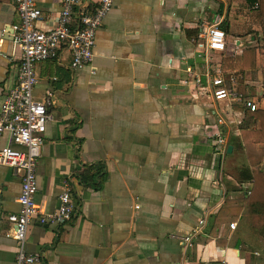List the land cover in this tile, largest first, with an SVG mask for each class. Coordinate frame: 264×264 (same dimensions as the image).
I'll return each instance as SVG.
<instances>
[{
	"label": "crops",
	"instance_id": "1",
	"mask_svg": "<svg viewBox=\"0 0 264 264\" xmlns=\"http://www.w3.org/2000/svg\"><path fill=\"white\" fill-rule=\"evenodd\" d=\"M34 1L40 25L50 26L62 0ZM216 14L227 49L211 52L214 61L255 47L256 68L225 72L264 109V14L247 0H114L96 32L90 66L71 70L66 50L36 64L34 96L55 95L36 170L39 214L25 244L28 253L40 254L39 264H264L259 250L241 255L242 246L228 244L236 225L208 234L224 201L245 197L252 186L240 133L249 109L214 101L206 79L197 88L188 73L202 72L200 43L191 40ZM17 20L14 0H0V101L17 80L21 51L11 29ZM187 30L197 34L188 37ZM218 130L226 138L224 154L211 139ZM94 164L105 169L97 188L78 176ZM64 182L76 214L64 224L41 223V213L57 208ZM20 188V177L0 164V264H16L7 216L19 210ZM200 219L205 223L186 250L179 237Z\"/></svg>",
	"mask_w": 264,
	"mask_h": 264
},
{
	"label": "built area",
	"instance_id": "2",
	"mask_svg": "<svg viewBox=\"0 0 264 264\" xmlns=\"http://www.w3.org/2000/svg\"><path fill=\"white\" fill-rule=\"evenodd\" d=\"M17 22L11 25L12 38L20 48L21 57L16 83L10 87L0 101V164L9 166L12 172L21 179L20 193L17 197L19 210L7 216L11 224V237L15 240L16 264H39L38 253H28L25 248L27 231L34 218L39 214L35 202L37 192L36 170L43 143L46 125L53 119L48 111L55 103V95L48 91L45 96L36 98L33 89L39 82L36 64L47 60H56L63 50L70 55L69 67L78 70L90 66L98 28L114 5V0H62V5L50 26H42L41 9L34 0H14ZM253 7L258 8L255 2ZM223 20L216 14L210 24L202 26L198 41L202 51L198 52L203 60L202 72H192V79L197 88L202 87V77L207 81V90L214 101L231 100L250 111L259 109L253 100L245 98L237 90L231 78L215 62L211 52H225L227 49L226 34L220 27ZM235 45L232 49L235 53ZM218 124H223L221 117ZM7 136V139L5 138ZM215 142V150L224 154L226 138L222 130L211 135ZM71 187L64 182L62 192L58 196V206L50 213H41V223L64 224L71 220L78 210V204L71 193ZM251 189L244 191L247 197ZM138 208V206H135ZM205 223L200 219L198 227L192 232L180 236L186 250L193 246V239ZM235 222L229 223L234 228Z\"/></svg>",
	"mask_w": 264,
	"mask_h": 264
},
{
	"label": "trees",
	"instance_id": "3",
	"mask_svg": "<svg viewBox=\"0 0 264 264\" xmlns=\"http://www.w3.org/2000/svg\"><path fill=\"white\" fill-rule=\"evenodd\" d=\"M252 6L258 3V8L264 14V0H247ZM197 34L195 30H187L188 37ZM258 65L257 49L245 48L241 54L225 55L221 61L224 71L244 72L256 68ZM237 90L243 91V86L236 85ZM246 117L241 124V138L248 165L251 171L252 186L247 197L228 198L218 212L211 218L209 235L217 236V230L223 224V234L229 223L236 221L228 244L234 248L256 249L264 253V109L246 110ZM256 126V127H253ZM105 175L102 164L85 166L78 174L83 185L99 186ZM216 244L224 246L225 239H216Z\"/></svg>",
	"mask_w": 264,
	"mask_h": 264
},
{
	"label": "water",
	"instance_id": "4",
	"mask_svg": "<svg viewBox=\"0 0 264 264\" xmlns=\"http://www.w3.org/2000/svg\"><path fill=\"white\" fill-rule=\"evenodd\" d=\"M227 151H228V152H230V151H231V147H230V146H228V149H227Z\"/></svg>",
	"mask_w": 264,
	"mask_h": 264
},
{
	"label": "rangeland",
	"instance_id": "5",
	"mask_svg": "<svg viewBox=\"0 0 264 264\" xmlns=\"http://www.w3.org/2000/svg\"><path fill=\"white\" fill-rule=\"evenodd\" d=\"M263 257V256H262Z\"/></svg>",
	"mask_w": 264,
	"mask_h": 264
}]
</instances>
